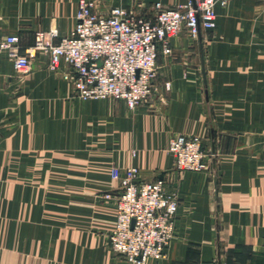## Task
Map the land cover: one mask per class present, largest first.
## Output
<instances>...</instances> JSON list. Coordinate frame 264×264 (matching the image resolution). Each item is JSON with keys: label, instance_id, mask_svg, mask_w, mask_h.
Returning <instances> with one entry per match:
<instances>
[{"label": "crops", "instance_id": "crops-1", "mask_svg": "<svg viewBox=\"0 0 264 264\" xmlns=\"http://www.w3.org/2000/svg\"><path fill=\"white\" fill-rule=\"evenodd\" d=\"M79 1L0 0V36H18L21 55L38 33L59 42ZM185 2L110 5L152 18L157 3ZM215 11L214 29L174 36L171 55L160 48L156 91L133 111L78 98L68 66L51 70L44 52L26 75L0 53V264H130L110 249L117 206L105 195L121 191L113 168L131 167L179 195L174 240L148 264H264V0ZM176 135L201 138L208 170L177 172Z\"/></svg>", "mask_w": 264, "mask_h": 264}, {"label": "built area", "instance_id": "built-area-1", "mask_svg": "<svg viewBox=\"0 0 264 264\" xmlns=\"http://www.w3.org/2000/svg\"><path fill=\"white\" fill-rule=\"evenodd\" d=\"M110 2L80 0L71 34L55 42L57 32L38 33L26 55L20 54L18 36H0V53L9 52L16 72L26 75L32 70V58L44 52L51 70L68 66L65 78L78 98L122 101L133 111L156 91L160 48L171 55L174 36L186 30L198 39L202 30L216 27L218 0H187L170 8L157 3L152 18ZM169 153L181 174L209 169L198 136L172 137ZM112 178L120 182L121 191L105 195L117 206L116 225L108 238L111 251L130 264L163 260L175 237L179 200L162 180L142 182L137 167L113 168Z\"/></svg>", "mask_w": 264, "mask_h": 264}, {"label": "rangeland", "instance_id": "rangeland-1", "mask_svg": "<svg viewBox=\"0 0 264 264\" xmlns=\"http://www.w3.org/2000/svg\"><path fill=\"white\" fill-rule=\"evenodd\" d=\"M169 194L175 196L179 200V195H178V191L177 190L173 191V192H171Z\"/></svg>", "mask_w": 264, "mask_h": 264}, {"label": "water", "instance_id": "water-1", "mask_svg": "<svg viewBox=\"0 0 264 264\" xmlns=\"http://www.w3.org/2000/svg\"><path fill=\"white\" fill-rule=\"evenodd\" d=\"M203 74H204V77L206 79V66H205V62L203 61Z\"/></svg>", "mask_w": 264, "mask_h": 264}]
</instances>
